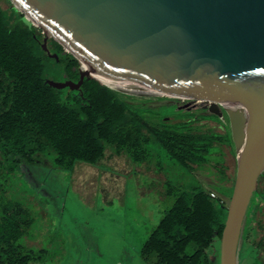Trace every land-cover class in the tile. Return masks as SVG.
I'll return each mask as SVG.
<instances>
[{
	"label": "water",
	"instance_id": "1",
	"mask_svg": "<svg viewBox=\"0 0 264 264\" xmlns=\"http://www.w3.org/2000/svg\"><path fill=\"white\" fill-rule=\"evenodd\" d=\"M91 76L178 132L231 136L218 264H237L264 176V0H8ZM70 85V82H64Z\"/></svg>",
	"mask_w": 264,
	"mask_h": 264
},
{
	"label": "trees",
	"instance_id": "2",
	"mask_svg": "<svg viewBox=\"0 0 264 264\" xmlns=\"http://www.w3.org/2000/svg\"><path fill=\"white\" fill-rule=\"evenodd\" d=\"M77 67L78 61L57 41L25 20L8 0H0V264H27L42 252L21 243L32 215L5 188L18 166L39 163L50 154L49 166L55 169L71 171L75 162L94 165L104 158V143L113 146L114 155L125 152L141 163L156 143L192 169L204 164L203 155L213 143L210 134L169 132L151 124L116 91L91 76L80 79ZM54 70L63 83L73 82L72 90L50 85L48 74ZM228 169L219 191L201 185L165 191L172 203L143 242L142 259L150 264H212L207 248L220 239L232 191ZM257 194L263 199L264 190ZM247 228L240 246L257 251L256 232L251 224ZM188 245L193 247L189 253Z\"/></svg>",
	"mask_w": 264,
	"mask_h": 264
},
{
	"label": "rangeland",
	"instance_id": "3",
	"mask_svg": "<svg viewBox=\"0 0 264 264\" xmlns=\"http://www.w3.org/2000/svg\"><path fill=\"white\" fill-rule=\"evenodd\" d=\"M1 5L7 7L4 2ZM56 73L54 70L48 74L50 85L58 90H72L73 82L65 86ZM117 93L151 124L174 132L153 120L124 93ZM206 134H210L213 143L202 154L204 164L192 169L169 157L156 143L150 144L143 163L131 161L125 152L110 163L106 156L109 153L114 156L113 146L104 143V158L94 165L75 162L71 171L55 169L49 166L50 154L42 156L39 163L18 166L6 179L5 188L9 197L23 201L32 215L33 221L21 243L33 251L42 250L39 259L27 264H150L140 257L139 250L172 203L166 190L201 185L219 191L228 166L233 183L235 160L231 136L218 131ZM138 167L142 168L136 172ZM115 179L123 183L124 189L110 184ZM259 187L264 190V176ZM255 195L256 192L242 224L237 264H249L250 256L264 264V197ZM250 224L252 232H256L257 251L240 246ZM192 250V245H188L186 252ZM218 250L219 240L214 238L207 248L212 264H218Z\"/></svg>",
	"mask_w": 264,
	"mask_h": 264
},
{
	"label": "crops",
	"instance_id": "4",
	"mask_svg": "<svg viewBox=\"0 0 264 264\" xmlns=\"http://www.w3.org/2000/svg\"><path fill=\"white\" fill-rule=\"evenodd\" d=\"M119 155H111L110 153H109V155H107L106 156V158H107V160H109V162L111 163V162H114V161H117V159L119 158L118 157ZM143 163V162H142ZM146 166V165H145ZM141 168L142 167H138L137 168V171L136 172H139L140 170H141ZM147 168V167H146ZM146 168H143L142 170H145L146 171ZM126 171V170H125ZM152 176H155V177H158L157 175H154V174H152V173H150ZM115 177H113L112 179H114ZM116 180V182H112V183H110L111 185H114L113 187H117V188H120V189H124V185H123V183H122V185H121V183H118L117 182V179H115ZM110 187V186H109ZM138 188H140V186L138 187ZM119 191H121V190H119ZM119 191H117L118 193H121V192H119ZM139 192L140 193H143L142 191H140L139 190ZM125 245H128L129 243L128 242H125L124 243Z\"/></svg>",
	"mask_w": 264,
	"mask_h": 264
},
{
	"label": "flooded vegetation",
	"instance_id": "5",
	"mask_svg": "<svg viewBox=\"0 0 264 264\" xmlns=\"http://www.w3.org/2000/svg\"><path fill=\"white\" fill-rule=\"evenodd\" d=\"M260 178H263V176H261V177H259L258 178V180L260 181ZM259 181H258V186H257V192H258V190H259ZM257 192H256V195L254 196V197H257L258 196V194H257ZM260 197V196H259ZM252 225V224H251ZM249 264H259V261H258V259H256L255 257H253L252 258V256H250V263Z\"/></svg>",
	"mask_w": 264,
	"mask_h": 264
},
{
	"label": "built area",
	"instance_id": "6",
	"mask_svg": "<svg viewBox=\"0 0 264 264\" xmlns=\"http://www.w3.org/2000/svg\"><path fill=\"white\" fill-rule=\"evenodd\" d=\"M210 195H212V194H210Z\"/></svg>",
	"mask_w": 264,
	"mask_h": 264
}]
</instances>
